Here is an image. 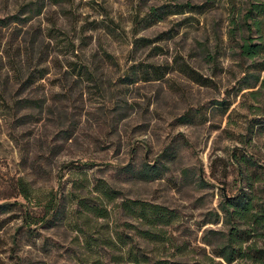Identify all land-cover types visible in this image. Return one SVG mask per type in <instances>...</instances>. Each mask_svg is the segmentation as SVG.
I'll return each instance as SVG.
<instances>
[{
	"label": "rangeland",
	"instance_id": "rangeland-1",
	"mask_svg": "<svg viewBox=\"0 0 264 264\" xmlns=\"http://www.w3.org/2000/svg\"><path fill=\"white\" fill-rule=\"evenodd\" d=\"M203 1L39 0L35 8L33 0H0V264H118L119 241H137L136 223L119 206L125 198L166 207L175 217L163 227L165 242L173 236L191 247L203 245L207 229L227 231L220 206L245 186L240 170L260 200L264 88L243 79L250 61L227 35L229 0L203 13L181 7ZM161 33L147 46L134 43ZM69 39L88 78L66 66L76 59ZM33 68L47 71L34 83L26 78ZM75 160L92 165L77 169ZM144 162L158 163L160 176L138 179ZM78 171L86 188L74 184ZM94 184L116 199L107 203ZM55 193L62 213L40 221ZM80 199L108 216L88 213ZM168 252L147 258L199 256Z\"/></svg>",
	"mask_w": 264,
	"mask_h": 264
},
{
	"label": "trees",
	"instance_id": "trees-1",
	"mask_svg": "<svg viewBox=\"0 0 264 264\" xmlns=\"http://www.w3.org/2000/svg\"><path fill=\"white\" fill-rule=\"evenodd\" d=\"M35 8L39 4V0L32 2ZM214 3V0H204L199 4L184 3L181 7L188 12L203 13L209 9ZM231 16L227 35L232 40H237L238 56L242 60H249L250 63L244 72V80L251 77L253 84L259 83L260 88H264V77L260 78V72L264 71V0H229ZM31 12L34 9H30ZM38 11V10H37ZM161 16L157 18H150L151 22L159 21ZM163 33L149 39L137 38L134 40L136 46H147L149 43L160 41ZM70 46L71 54L76 57L74 60H65L66 66L70 72H76L79 78H86L89 71L88 62L79 57L75 51L77 47L74 46V40L69 39L67 42ZM68 48V49H69ZM249 69L252 72H249ZM47 71L44 68H33L28 72L26 78L31 82H36L44 78ZM93 73V72H92ZM154 79H159L163 76L164 72L153 70ZM126 77V76H125ZM88 78V77H87ZM194 80L197 81L195 78ZM250 85L247 84V87ZM246 87V88H247ZM255 94L256 92H250ZM19 102H15L18 104ZM185 119V118H183ZM187 121V120H186ZM74 123V122H73ZM76 125L67 130L69 133L66 138L70 139L75 134ZM164 155L167 153L163 151ZM76 161V160H75ZM251 161V158L246 159V162ZM74 168L80 169L86 166H91L92 163L76 161ZM74 165V161L70 162ZM130 165L124 166L126 171H132ZM81 176L77 182L79 187L87 185L90 180L86 178V173L78 171ZM160 166L158 163L144 162L140 170L137 172L138 179L152 180L160 176ZM240 175L245 181V186L241 191L233 196L226 197L220 210L223 213L224 224L228 226L227 231L224 233L213 229H207L203 236L201 243L202 246L191 247L188 242L177 244L173 236L168 237L165 242L164 226L169 225L174 219V214L167 211V208L159 204H151L144 200L125 198L119 202V206L125 211L126 215L132 219L136 224L137 241L133 244L126 245V241L120 242V253L115 256L114 263H131V264H264V188L260 189L263 196L260 200L256 201L254 192V178L249 177L243 170H240ZM85 177V178H84ZM252 178V179H251ZM74 180V181H76ZM256 180V178H255ZM24 185L23 197L27 199L25 191L28 190ZM23 187V186H22ZM75 187V186H73ZM85 187V186H84ZM83 187V188H84ZM86 188V187H85ZM94 189L98 190L103 195L107 203L114 201L116 192L107 185L94 184ZM72 193V192H70ZM60 196L58 193L50 196L45 204V217L40 221L47 222L51 218H57L62 210L60 209ZM78 205L92 213L97 217L106 218L108 210L100 204L94 206L86 204L83 200L78 201ZM5 204H0V207ZM49 218H46L47 216ZM217 218L219 217L218 214ZM25 225L27 229L32 220H27L25 217ZM220 233V240L215 242L211 240L213 234ZM212 235V236H211ZM121 239V237H118ZM140 240L142 242H140ZM168 243V245H165ZM146 244L154 245L155 248L147 250ZM172 249L171 255H178L179 257H186L188 253L197 251L198 257L189 261L187 259H168L157 258L153 262H149L147 258L148 253L152 250L168 254ZM149 251V252H148ZM167 256V255H166Z\"/></svg>",
	"mask_w": 264,
	"mask_h": 264
}]
</instances>
